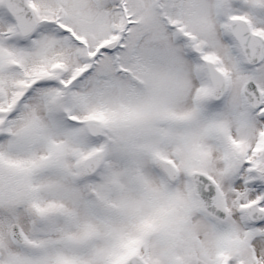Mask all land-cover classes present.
I'll return each mask as SVG.
<instances>
[{
  "label": "snow or ice",
  "instance_id": "obj_1",
  "mask_svg": "<svg viewBox=\"0 0 264 264\" xmlns=\"http://www.w3.org/2000/svg\"><path fill=\"white\" fill-rule=\"evenodd\" d=\"M0 264H264V0H0Z\"/></svg>",
  "mask_w": 264,
  "mask_h": 264
}]
</instances>
